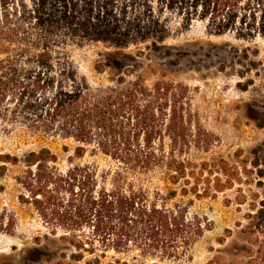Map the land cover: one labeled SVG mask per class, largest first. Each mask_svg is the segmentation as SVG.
I'll list each match as a JSON object with an SVG mask.
<instances>
[{"label": "trees", "instance_id": "obj_1", "mask_svg": "<svg viewBox=\"0 0 264 264\" xmlns=\"http://www.w3.org/2000/svg\"><path fill=\"white\" fill-rule=\"evenodd\" d=\"M19 1L3 9L0 22V106L11 105L0 118L76 144L65 172L47 148L23 158L0 157L4 164H25L18 179L26 192L22 200L30 201L53 235L66 233L61 240L74 250L75 262L89 255L84 264H104L113 252L107 264H181L211 224L190 217L184 205H172L177 191L150 195L127 173L161 170L170 184L190 186L193 121L184 113L185 89L165 81L149 88L123 78L111 87L93 88L77 76L72 52L98 44L151 49L199 20L222 37L236 27L244 0ZM97 153L119 162L126 173L74 165ZM215 188L223 192L226 185ZM181 192L201 196L197 184ZM249 218L248 231L239 233L252 234L256 217ZM130 254V261L115 258ZM209 264H264V247L225 261L216 256Z\"/></svg>", "mask_w": 264, "mask_h": 264}, {"label": "rangeland", "instance_id": "obj_2", "mask_svg": "<svg viewBox=\"0 0 264 264\" xmlns=\"http://www.w3.org/2000/svg\"><path fill=\"white\" fill-rule=\"evenodd\" d=\"M16 2L0 0V22L3 9ZM210 29L207 22L199 20L187 30L174 31L164 44L151 49L98 44L72 52L77 76L93 88L111 87L123 78L141 80L149 88L165 81L185 89L188 104L184 113L193 121L188 159L195 177L190 186L170 184L161 170L127 173L129 181L150 195L177 191L172 205H184L190 217L197 215L211 224L181 264H209L216 256L225 261L264 247V0H244L236 27L226 35L214 36ZM6 104L0 106V117L11 110ZM75 147L73 140L35 134L19 120L0 118V157L23 158L47 148L58 156L57 169L65 172ZM74 165L126 173L119 162L98 153L76 159ZM24 171L23 162L13 166L0 161V264L89 261V255L84 262L73 261L74 250L61 240L66 233L59 230L53 235L30 201L22 200L26 192L18 179ZM219 183L226 185L223 192L215 190ZM196 184L200 198L192 193L182 196V189ZM249 217H256V228L250 235L239 233L248 231ZM131 256L115 258L126 262ZM113 257V252L108 253L104 264Z\"/></svg>", "mask_w": 264, "mask_h": 264}]
</instances>
